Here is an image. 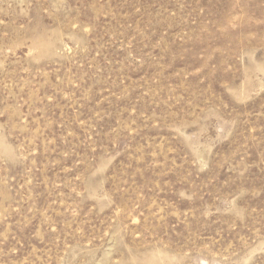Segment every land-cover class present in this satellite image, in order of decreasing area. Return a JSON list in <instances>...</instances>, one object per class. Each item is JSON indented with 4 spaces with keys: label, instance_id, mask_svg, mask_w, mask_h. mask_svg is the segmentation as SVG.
<instances>
[{
    "label": "rangeland",
    "instance_id": "rangeland-1",
    "mask_svg": "<svg viewBox=\"0 0 264 264\" xmlns=\"http://www.w3.org/2000/svg\"><path fill=\"white\" fill-rule=\"evenodd\" d=\"M0 264H264V0H0Z\"/></svg>",
    "mask_w": 264,
    "mask_h": 264
}]
</instances>
